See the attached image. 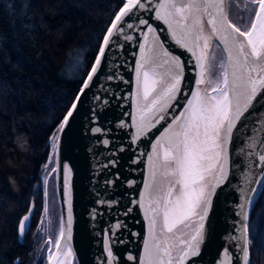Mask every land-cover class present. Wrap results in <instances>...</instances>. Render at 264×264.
Wrapping results in <instances>:
<instances>
[{
    "label": "snow or ice",
    "instance_id": "obj_1",
    "mask_svg": "<svg viewBox=\"0 0 264 264\" xmlns=\"http://www.w3.org/2000/svg\"><path fill=\"white\" fill-rule=\"evenodd\" d=\"M249 2L253 6L251 17L247 18L242 13L241 20L233 22L225 12L224 0H155L154 5L152 0H117L116 11L111 13L108 25L101 30L94 59L89 61L79 81L80 87L68 102L66 115L49 136L48 148L52 154L48 160L57 164L49 175L58 170L63 175L66 210L60 217L55 247L59 248L64 241V256L71 254V248L67 246L72 239L73 227L71 166L68 163L60 165L57 155L62 135L75 120L80 108L91 99L93 104L88 108L90 126L87 131L96 144L108 152L107 162L97 173L106 188L118 187L122 175L119 171L122 157L119 154L127 150L123 145L124 135L129 138V148L141 138L156 137L151 153L141 154L147 155L149 164V181L144 184L145 191L139 199L129 201L143 209L147 219L143 257L128 255L127 259L138 264H197L198 260H202L203 247L210 237L206 221L217 187L227 179L229 142L234 143V130L247 127L244 123L246 116L256 112L264 115V0ZM126 29L136 33L139 49V60L133 67L136 114L124 113L127 120H119L115 127H105L102 117L109 98L93 92V89H104L101 77L113 79L114 74L106 72L108 53L114 47L130 46L127 42L133 41L134 37ZM164 31L170 33L167 40L190 55L187 61L165 49L161 41ZM140 33H143L142 43L139 42ZM121 37L124 43H121ZM216 48L222 53L219 59L215 54ZM186 65L190 71L199 69L200 78H194L197 85L195 91L188 89L185 92L183 88ZM206 75L209 77L207 80ZM120 80L123 82V77ZM201 85L205 87L201 89ZM104 91L106 93L107 89ZM89 93H92L91 98ZM111 98L116 97L112 95ZM182 99L184 104H181ZM174 108L177 109L175 115L172 114ZM107 123L112 124L111 121ZM127 129L132 131L127 132ZM249 139L252 142L246 144V148L254 149L257 143L264 145V140ZM118 140L121 143H117ZM246 155L258 157L256 166L259 175L264 177V167L260 166L264 164V151H251ZM44 167L47 170L49 163H45ZM245 179L248 180L247 176ZM254 182L264 185V179ZM43 183L47 184V180ZM135 183L134 180L129 181V187ZM256 191V188L240 189L242 199L237 212L240 235L232 237L237 242L235 247L238 251L233 253L229 248H223L222 258L217 253L219 264H232L233 260L251 264L250 225L247 221L248 207ZM97 204L111 210L120 201L101 198ZM28 211L29 214L18 222L19 236H23L28 229L27 221L32 208ZM132 211L133 208L128 207L124 215ZM93 214L100 215L96 209H93ZM126 227L123 221L117 220L102 230L104 264H114L118 260L113 249L125 243L119 232ZM48 260L51 264V248ZM59 264H64L63 260Z\"/></svg>",
    "mask_w": 264,
    "mask_h": 264
},
{
    "label": "trees",
    "instance_id": "obj_2",
    "mask_svg": "<svg viewBox=\"0 0 264 264\" xmlns=\"http://www.w3.org/2000/svg\"><path fill=\"white\" fill-rule=\"evenodd\" d=\"M234 1L229 11L237 20L242 13L250 18L252 10ZM116 3L0 0V264H44L36 259L33 227L46 201L40 181L49 136L66 115ZM32 203L31 228L19 236L18 222ZM250 248L251 264H264V185L251 211Z\"/></svg>",
    "mask_w": 264,
    "mask_h": 264
},
{
    "label": "water",
    "instance_id": "obj_3",
    "mask_svg": "<svg viewBox=\"0 0 264 264\" xmlns=\"http://www.w3.org/2000/svg\"><path fill=\"white\" fill-rule=\"evenodd\" d=\"M224 2L225 12L231 19L229 0H224ZM152 3L154 5L155 0H152ZM164 27L166 28L167 26L165 25ZM126 31L134 37L133 41L127 42L130 46L123 48L114 47L108 53L109 62L106 72L109 75L114 74V77L112 80L101 77L104 89H107V92L105 93L104 89L100 87L93 89V92L102 96L107 95L109 98L108 106L102 117L105 127H115L119 120H127V116L123 115L124 113L131 112L133 115L136 114L135 73L133 67L139 60V49L135 40L136 33L127 29ZM169 34L168 31H164L161 35V41L164 43L165 49L173 55L180 56L183 61H187L190 55L176 46L173 41L167 40ZM140 37L139 42L142 43L143 33H140ZM150 40L151 36H149ZM121 43H124L123 37H121ZM216 50L221 53L219 48H216ZM158 71H163V69H158ZM198 76V68L190 71L189 66H185V83L183 84L185 92L188 89L197 90L195 79H198ZM120 77H123V82H121ZM208 78L206 75L205 80ZM112 95H115L116 98L112 99ZM91 96L92 93H89L90 98ZM184 103L185 101L182 99L181 104ZM92 104L93 101L89 99L80 108L75 120L72 121L70 127L66 129L61 137L57 155V161L60 165L68 163L71 166L70 197L73 227L72 239L67 242V246L71 248V254L63 255L66 251L64 241H61L59 248L55 247V241L59 234L60 217L65 214L66 210L63 175L58 170L54 174V179L59 226L56 237L48 241L45 264H49V248L52 249L51 264H59L61 260H63L64 264H104V249L100 234L103 229L109 227L117 220L123 221L127 227L119 232L125 243L117 245L113 249L118 257L114 264H138L137 261L128 260L127 256L143 257V243L147 237V219L144 216L143 209L130 204L129 201L130 199H139L145 191L144 184L149 181V164L147 155L141 154L151 153L152 144L155 143L156 137L141 138L129 148L128 136L121 133V135H124L123 145L127 149L119 154L122 157L119 164V171L122 175L120 181H118V187L108 186L106 188L100 182V177L97 173L102 171L101 165L107 162L108 152L104 147L97 145L93 136L87 131L90 126L87 120L88 108ZM176 113L177 109H172V114L175 115ZM108 121H111L112 124L109 125ZM262 122H264V115L256 112L244 118V123L247 127H239L238 130H234V143L232 141L229 142L230 159L227 179L224 184L217 187V191L213 196L212 209L206 221V231L210 234V237L203 247V258L198 260L197 264H213L214 261L215 264H219L217 253H220L222 258L223 252L221 250L223 248H229L231 252L237 253L238 250L235 247L237 242L232 237L240 235L238 223L240 217L237 216V212L239 211L238 205L242 199L241 188L257 189L252 194V201L248 207L249 220L247 223L250 225L252 207L263 187V185L256 184L254 181L256 179H264V177L259 175V170L256 166L258 157H248L246 153L251 151L260 153L264 151V145L257 143L254 149L246 148L245 145L252 142L249 137H254L256 140H264V123ZM126 131L131 132L132 129H127ZM158 135L159 133H157ZM117 143H121V141L118 140ZM89 149H92V151H89ZM241 149H244V151L242 152ZM137 158H139L138 162H134L137 161ZM260 166L264 167V164ZM54 167H57L56 163ZM246 176L248 180L253 182L249 183L245 179ZM133 180L136 183L129 187L128 182ZM46 187L48 188V182ZM120 193H123V195H120ZM101 198L106 200L118 199L120 204L108 210L97 204V200ZM128 207H132L133 211L125 216L124 212ZM30 208H32V213L29 221H27L28 226L33 217L34 203H32ZM93 209H96L100 215H94ZM28 214L29 211L25 215ZM136 233L140 235H134ZM232 264H240V261L233 260Z\"/></svg>",
    "mask_w": 264,
    "mask_h": 264
},
{
    "label": "rangeland",
    "instance_id": "obj_4",
    "mask_svg": "<svg viewBox=\"0 0 264 264\" xmlns=\"http://www.w3.org/2000/svg\"><path fill=\"white\" fill-rule=\"evenodd\" d=\"M232 3H233V6L241 5L243 8H247L246 10L247 12L253 9V6L250 4L249 0H237ZM229 4L231 5V3ZM233 20H235V22H239L237 20V16L234 14H233ZM215 54L217 56V59H219L221 56V53L216 50ZM51 154H52V150H51ZM46 163H49V168L46 170L45 167H43V170L41 173V181H40V187H42L43 189V194H44L46 201L44 202L45 204L43 206L41 218L38 221L37 225L33 227L35 228L34 234L36 237V249H35L36 259L37 260L39 258L44 259V264L46 263V249L48 247V241L49 239H54L56 237L57 229L59 226L58 225L59 213L57 212L58 207H57V202H56L57 196H56V189H55V179H54V174L49 175V172L51 171L52 168H54L55 163H51L49 162V160ZM45 179L48 180L47 181L48 188L46 187V184L43 183ZM44 208H47V212H44ZM28 227L31 228L30 226ZM40 252L41 254L39 255Z\"/></svg>",
    "mask_w": 264,
    "mask_h": 264
},
{
    "label": "flooded vegetation",
    "instance_id": "obj_5",
    "mask_svg": "<svg viewBox=\"0 0 264 264\" xmlns=\"http://www.w3.org/2000/svg\"><path fill=\"white\" fill-rule=\"evenodd\" d=\"M230 17H231V19H233V13H231V11H230ZM233 21H235V20H233Z\"/></svg>",
    "mask_w": 264,
    "mask_h": 264
},
{
    "label": "bare ground",
    "instance_id": "obj_6",
    "mask_svg": "<svg viewBox=\"0 0 264 264\" xmlns=\"http://www.w3.org/2000/svg\"><path fill=\"white\" fill-rule=\"evenodd\" d=\"M200 77L198 76V79H199ZM196 87H197V85H196ZM201 89H202V87H204L203 85H201V86H199Z\"/></svg>",
    "mask_w": 264,
    "mask_h": 264
}]
</instances>
